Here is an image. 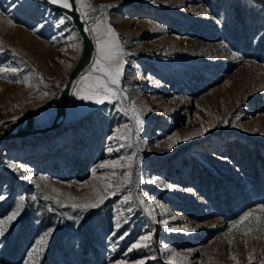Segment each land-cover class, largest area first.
<instances>
[{
  "label": "rangeland",
  "instance_id": "rangeland-1",
  "mask_svg": "<svg viewBox=\"0 0 264 264\" xmlns=\"http://www.w3.org/2000/svg\"><path fill=\"white\" fill-rule=\"evenodd\" d=\"M89 2L96 11L87 10L85 27L99 17L126 53L119 84L111 86L120 96L97 104L73 95L97 55L88 32L91 58L61 123L0 141V219L23 198L0 235V264H26L49 230L29 264H249L250 254L252 264H264V231L255 219L247 236L229 232L245 213L264 218V0ZM79 48L63 13L39 0H0V69H17L0 73V131L22 126L27 111L56 95ZM133 105L143 121L138 132ZM54 112L45 106L33 114L34 125L46 126ZM123 125L128 138H116ZM128 156L131 168L98 167ZM125 171L131 182L121 185ZM103 181L111 182L108 191ZM94 188L103 203L72 207L95 200ZM146 234L149 247L128 252Z\"/></svg>",
  "mask_w": 264,
  "mask_h": 264
},
{
  "label": "snow or ice",
  "instance_id": "snow-or-ice-1",
  "mask_svg": "<svg viewBox=\"0 0 264 264\" xmlns=\"http://www.w3.org/2000/svg\"><path fill=\"white\" fill-rule=\"evenodd\" d=\"M53 4H59L61 7L65 9H71L72 4L69 3V0H50ZM75 3L78 5L77 11H80L81 18L85 21L87 20L89 16V12L87 10H91L92 12H95V7L89 2V0H75ZM104 7V6H101ZM61 23H63V20H61ZM8 24L11 26L12 21L8 20ZM85 31H88L92 34H94V39L96 41V51L97 55L94 59V63L92 65L91 72L81 77V80L84 82L83 86L78 90L74 91L73 95H75L78 99L81 100H94L95 103L100 104L103 103L104 100H111L113 98H117L120 96V92L117 91L116 88L111 87L112 85H118L120 76L122 75L123 70V56L126 55L124 53L122 47L119 44L118 37L114 29L107 23L103 22L99 17L95 18V22L90 28H86ZM2 50V49H0ZM68 67H71L69 65ZM5 71H11L15 73L17 69H0V73ZM92 73H100L101 75H92ZM15 83H21L22 81L17 79L14 81ZM23 83L26 85L29 84V77L25 76L23 78ZM46 87V86H45ZM44 96H48L49 93L45 92L43 94ZM122 111H127L124 109H121ZM130 111L133 113V119L135 121L136 131L138 132L140 129V125L143 123V121L140 119V116L137 113V109L135 108V105L132 106ZM16 117H13V120H15ZM122 128L125 129V132L121 133V129L117 128L116 132L120 134V136H117L116 138H120L123 136L124 138H128V133L131 131V129L128 128L127 125H123ZM207 131V129H202L200 132L196 133V135H203V133ZM190 137H185V139H188ZM111 139V138H110ZM169 141H172L173 143L176 142V139L174 137L170 136ZM172 147V144H169V148ZM113 151L112 148H109V152ZM135 155V154H133ZM132 156L128 157H121L120 160H114V161H105L104 163L98 165L99 168H108L112 167L115 168L117 166L121 167H132ZM126 162V163H122ZM9 167L15 169L16 165L11 164ZM93 175L95 177V170H93ZM111 175L115 176L116 173L113 172ZM27 179V177H23ZM100 179V178H97ZM120 180L121 185H126L131 182V174L130 172H123L120 177H118ZM105 191H108L110 187V181H103ZM165 187H168L165 185ZM55 192L56 190L53 189ZM93 192L96 193V199L91 201H85L83 203H73V208H79L82 210H87L90 208H96L99 206V204L103 203L104 196L97 190L93 189ZM4 199L3 196H0V200ZM45 200L53 199V197L50 196H44ZM70 200L75 201L76 197H69ZM129 200L128 196L124 197V201L127 202ZM56 203H60V201H56ZM141 203H144L143 200H141ZM149 204L152 202L149 201ZM63 206V205H61ZM23 207V198H21V201L18 202L16 208L13 210L11 214H9L5 219H0V235H3L4 232L7 230V225L10 224L17 215H19V212L21 208ZM160 207H163V205H160ZM51 210V209H50ZM131 210V209H129ZM146 211H149V215H151V211L149 209H146ZM260 211L264 212V206H261ZM153 219H155L153 217ZM256 220V224L259 227L260 231H264V227H260L261 224H264V218L261 217H253L251 213H245L242 215L238 220H236L233 225L229 228V232H231L233 229H238L242 232L243 235L247 236L252 230V220ZM165 225H167L168 221L164 220L162 221ZM117 228L120 227L119 224L116 225ZM187 231L188 229H184ZM171 231H178L176 228H172ZM51 234V230L49 232L45 233L43 236L40 237L39 240L36 242V246L32 249V251L29 252V261L32 260V258L41 253L43 251V246L46 244L47 237ZM127 235V233H125ZM124 237H120V239H123ZM152 240V236L150 234L142 235L139 237V239L131 245V247L128 248V252H132L133 250L141 249V248H147L149 247V244ZM231 240L228 241L229 244H231ZM247 242L245 241V244ZM166 251H172L170 249H166ZM127 255V253H125ZM173 256H175V253H172ZM232 260H236L235 256L229 257ZM249 264H252L253 256L250 254L248 257ZM29 261H26V264H29ZM116 264H126V262L117 261ZM136 264H144L143 260L136 261ZM170 264H176L175 261L170 259Z\"/></svg>",
  "mask_w": 264,
  "mask_h": 264
},
{
  "label": "water",
  "instance_id": "water-1",
  "mask_svg": "<svg viewBox=\"0 0 264 264\" xmlns=\"http://www.w3.org/2000/svg\"><path fill=\"white\" fill-rule=\"evenodd\" d=\"M39 1L44 6L63 13L69 19L70 23L73 25L74 29L78 34L80 48L75 61L71 65L66 75V78L58 89L56 95L48 97L43 104L27 111L24 114L25 119L22 126L16 127L9 131H0V141H8L15 138L25 137L27 135H37L39 133L47 132L52 128H55L56 121L60 120L64 115L66 99L73 86L75 78L81 72V70L88 64L91 58L93 43L88 31H85V23L81 18L79 11L76 10L75 1L69 0V3L72 4L71 9H65L59 4H53L50 2V0ZM47 105L53 106L55 110L51 122L48 123L46 126H31L33 114L40 111Z\"/></svg>",
  "mask_w": 264,
  "mask_h": 264
},
{
  "label": "bare ground",
  "instance_id": "bare-ground-1",
  "mask_svg": "<svg viewBox=\"0 0 264 264\" xmlns=\"http://www.w3.org/2000/svg\"><path fill=\"white\" fill-rule=\"evenodd\" d=\"M61 119H62V118H61ZM61 119L56 121V126H58V125L61 123ZM31 126H35L32 120H31ZM56 126H55V127H56ZM19 127H20V126H19ZM36 127H38V126H36ZM52 129H53V128H52Z\"/></svg>",
  "mask_w": 264,
  "mask_h": 264
}]
</instances>
